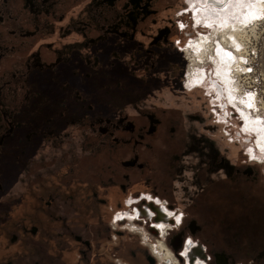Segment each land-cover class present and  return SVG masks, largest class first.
<instances>
[{"label":"flooded vegetation","instance_id":"obj_1","mask_svg":"<svg viewBox=\"0 0 264 264\" xmlns=\"http://www.w3.org/2000/svg\"><path fill=\"white\" fill-rule=\"evenodd\" d=\"M191 19L186 0H0V264H264L262 171L219 138L218 92L184 83Z\"/></svg>","mask_w":264,"mask_h":264},{"label":"bare ground","instance_id":"obj_2","mask_svg":"<svg viewBox=\"0 0 264 264\" xmlns=\"http://www.w3.org/2000/svg\"><path fill=\"white\" fill-rule=\"evenodd\" d=\"M188 2L192 8L191 11L195 13L196 22H200L203 16L202 21L205 22L206 27L213 29L216 33L214 37L218 31H221L219 34L222 33L220 38L225 42L223 46L225 49L239 50L241 45L238 40L242 39L243 31L250 22L249 19L254 16L257 19L264 17V0H188ZM228 38L230 41H227ZM224 48L214 46V50L209 51L218 78L213 83L218 92L214 100L220 112L222 110L224 123H229V119L233 118L232 114L238 115L240 121L238 135L254 139L247 151L256 165L257 163L261 165L264 164L263 108L256 104L253 96L244 99L237 95L238 86L231 70L236 66L235 57L229 52L226 53ZM200 51L198 47L190 51L192 65L196 67L197 74V80L193 82L191 88L199 87L202 83V64L205 58ZM207 59L209 60V57ZM231 110L233 112H230ZM156 227L161 230L159 234L165 236V231L162 230L165 226L158 224Z\"/></svg>","mask_w":264,"mask_h":264},{"label":"built area","instance_id":"obj_3","mask_svg":"<svg viewBox=\"0 0 264 264\" xmlns=\"http://www.w3.org/2000/svg\"><path fill=\"white\" fill-rule=\"evenodd\" d=\"M188 5V11L190 12L192 8L189 3ZM190 13L192 17V25L196 30V34L188 36L184 44L179 45L180 51L184 53L188 62L184 83L189 86L190 89H192L191 85L197 80L196 67L192 65L190 51L198 47L205 58L202 64V83L199 87H204L207 92L215 91L213 83L218 80L216 75L217 71L211 61L209 51L214 50V46L224 48L223 46L225 42L222 41V38H220V35L222 33L219 34V32L221 31L217 30L218 34L216 35V37L213 36L216 33L213 32V29L206 27L205 22L202 21L203 16L201 17L200 22H196L195 13L193 11H191ZM249 21V24H247L243 31L242 39L238 40V43H240L241 45L240 49L234 50V48H224V50L226 53L229 52L232 56L235 57L236 66H234L231 70L232 76L234 77L235 82L238 86L237 95H240L244 99H249V97L253 96L256 100V104H259L260 108H263L262 114L264 117V28L261 31L260 35L258 37L256 36V30H259L258 26H260L261 23H264V17L262 19H253V17H251ZM177 27L181 32L185 33L189 30L190 25L184 20H178ZM199 27H202L203 31H198ZM227 41H230V39L228 38ZM201 44L202 46H199ZM207 57H209V60L207 59ZM210 102L211 111L215 122L217 124L225 125L226 123L223 122L225 119L222 118V110L221 112L219 110L220 108H217L219 111L216 110L214 105H217V103L215 102L214 98H211ZM262 119L264 122V118ZM222 135L228 143L233 144L235 142L232 134L226 130V127H223ZM245 155L248 157L249 163H254L248 151L245 152ZM262 176L264 179V173ZM145 199L147 201L149 200L150 202L156 203L160 208H163L168 212V210L166 209L165 200H161L158 197H153L150 195H146ZM135 212L137 213V216L140 214V211H137L136 209ZM169 212L172 213V211L170 210ZM177 218L179 220H177ZM174 219L176 221V224L180 225L182 221V214L178 211H175ZM167 228H169V225L166 224V226L162 229L163 231H165V234L167 233ZM160 231L161 230H159V233ZM159 236L163 238L162 234H159ZM188 243L189 242H187V244Z\"/></svg>","mask_w":264,"mask_h":264},{"label":"rangeland","instance_id":"obj_4","mask_svg":"<svg viewBox=\"0 0 264 264\" xmlns=\"http://www.w3.org/2000/svg\"><path fill=\"white\" fill-rule=\"evenodd\" d=\"M185 2V1H184ZM188 0H186V5H188ZM256 17H253V19H255ZM264 28V23H261L260 26H258V29L259 30H256V36L258 37L261 33V31L263 30ZM264 37V36H263ZM230 112H233L232 110ZM223 114V113H222ZM233 115V118L230 120L229 119V123H226L225 125H221V124H214L215 126V129L217 130V134L219 136V138L223 139V142L224 144L231 150V152L235 155V156H238L240 158V160H245L246 163H249L248 161V157L245 155V152L248 150V146L251 145L254 141V139L252 137H242V136H239L238 135V131H239V128H240V121H239V117H236L234 114ZM223 127H226V130L229 131L231 134H232V137L234 138L235 142L233 144L231 143H228L227 140L223 137L222 135V130H223ZM245 139H246V142H245ZM249 164H252V163H249ZM255 164V168L262 171V175L264 173V164H261L260 163H256L254 162ZM262 180L259 179V184L258 185H255L258 189V187H260L261 189L264 188V179H263V176L261 177ZM262 181V182H261ZM165 196H162L163 198H166L167 200H169L170 203H175L177 206H183V196L178 193V191H175L170 194H163ZM261 202H264V201H261ZM263 218H264V213H262L261 215ZM262 218V219H263ZM226 234H224L225 236Z\"/></svg>","mask_w":264,"mask_h":264},{"label":"trees","instance_id":"obj_5","mask_svg":"<svg viewBox=\"0 0 264 264\" xmlns=\"http://www.w3.org/2000/svg\"><path fill=\"white\" fill-rule=\"evenodd\" d=\"M260 194V192L259 191H255V194L254 195H259ZM257 201H259L257 198L254 200V202H257Z\"/></svg>","mask_w":264,"mask_h":264},{"label":"snow or ice","instance_id":"obj_6","mask_svg":"<svg viewBox=\"0 0 264 264\" xmlns=\"http://www.w3.org/2000/svg\"><path fill=\"white\" fill-rule=\"evenodd\" d=\"M178 219V218H177ZM189 243H191V241H189Z\"/></svg>","mask_w":264,"mask_h":264}]
</instances>
